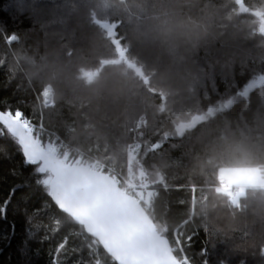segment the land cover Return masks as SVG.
<instances>
[{"label": "trees", "instance_id": "trees-1", "mask_svg": "<svg viewBox=\"0 0 264 264\" xmlns=\"http://www.w3.org/2000/svg\"><path fill=\"white\" fill-rule=\"evenodd\" d=\"M214 2L225 14L224 35L181 61L177 84L165 89L157 76L166 57L132 37L142 0H0V111L19 109L38 122L39 96L51 86L45 126L135 184L149 183L154 195L141 205L171 246L178 237L190 264H264V194L244 188L234 205L218 188L222 169L254 167H198L199 145L181 128L197 117V129L245 118L249 101L264 92L242 94L264 75V0ZM102 24L116 25L117 36ZM116 41L125 60L105 65L119 60ZM51 60L67 69L59 79L35 71ZM112 69L131 82L125 97L93 90ZM131 165L140 181L129 175ZM37 178L0 125V264H117Z\"/></svg>", "mask_w": 264, "mask_h": 264}, {"label": "clouds", "instance_id": "clouds-1", "mask_svg": "<svg viewBox=\"0 0 264 264\" xmlns=\"http://www.w3.org/2000/svg\"><path fill=\"white\" fill-rule=\"evenodd\" d=\"M140 11L143 19L133 27L132 37L154 46L166 57L157 76L165 89L177 84L181 61L224 35L225 14L214 0H142ZM35 71L56 80L67 69L51 60L37 65ZM130 88L131 82L121 69H112L93 82L98 95L125 97ZM186 131L199 145L195 158L198 167L232 165L264 172V92L249 101L247 117H222L198 129L188 126ZM253 191L264 194V187L257 185ZM261 204L264 206V201Z\"/></svg>", "mask_w": 264, "mask_h": 264}, {"label": "snow or ice", "instance_id": "snow-or-ice-1", "mask_svg": "<svg viewBox=\"0 0 264 264\" xmlns=\"http://www.w3.org/2000/svg\"><path fill=\"white\" fill-rule=\"evenodd\" d=\"M0 125L18 145L24 163L34 166L38 177L36 183L43 186L59 210L65 211L77 194L66 163L58 158L50 145L41 141L38 133L33 134V124L19 109L14 113L0 111ZM75 185L94 187L95 178L80 176ZM96 197L93 204L80 211L84 216L94 212L102 214V221L92 234L100 237L103 249L117 264H188L186 257L178 258L173 254L183 251L179 248V240L176 247L170 246L164 234L134 214L126 203L116 200L111 191L96 189ZM3 211L0 208V213ZM55 223L59 225L58 220Z\"/></svg>", "mask_w": 264, "mask_h": 264}, {"label": "water", "instance_id": "water-1", "mask_svg": "<svg viewBox=\"0 0 264 264\" xmlns=\"http://www.w3.org/2000/svg\"><path fill=\"white\" fill-rule=\"evenodd\" d=\"M103 29L107 32L109 38H113L117 36V26L116 25H108V24H102ZM115 46L117 48L118 54H119V60L114 62H107L105 65H118L121 64L126 57V52L122 50L119 42H115ZM68 171L72 178L76 195L73 198V200L69 203L68 208L65 211H61L62 213L70 216L76 224L83 227L85 233L93 238L97 243L101 246L103 249V246L101 245V239L97 235H93L92 232L97 228V226L102 221V214L100 213H93L90 216H84L83 213L80 211L85 206L91 205L95 202L97 199L96 197V189H104L111 191L115 197L116 200L126 203L130 208L132 209L133 213L137 216H140L144 218L146 221H148L157 231V228L154 224V222L149 217L145 207L141 205L136 199L132 198L131 196L123 193L115 181L104 174L90 171L89 169L81 166H69ZM92 176L95 178V185L94 187H83V186H76L75 181L80 176ZM54 203V202H53ZM158 232V231H157ZM170 243V242H169ZM171 246V244H170ZM105 252L106 250L103 249ZM108 256V254L106 252ZM174 254V253H173ZM175 255V254H174ZM111 257V256H110Z\"/></svg>", "mask_w": 264, "mask_h": 264}, {"label": "built area", "instance_id": "built-area-1", "mask_svg": "<svg viewBox=\"0 0 264 264\" xmlns=\"http://www.w3.org/2000/svg\"><path fill=\"white\" fill-rule=\"evenodd\" d=\"M52 98L53 93L52 88L50 86L44 90L41 98H39L40 108L42 109L41 106H47L51 104ZM30 122L33 124V134L36 135L38 133L41 141L46 145H50L53 151L58 156V158L65 162L66 165L85 167L90 171L98 172L108 177H111L123 193L136 199L141 204L140 192L148 191L151 188L149 183L146 182L142 185H137L133 183L125 175L115 171L106 163L79 149L78 147L70 144L61 136H59L56 132L48 129L45 126L43 119H40L38 122ZM218 188L228 191L231 196L235 197L238 195L240 189L242 190L246 187H236L230 186L228 184H222ZM183 257L185 256L183 255ZM188 264L190 263L188 262Z\"/></svg>", "mask_w": 264, "mask_h": 264}, {"label": "rangeland", "instance_id": "rangeland-1", "mask_svg": "<svg viewBox=\"0 0 264 264\" xmlns=\"http://www.w3.org/2000/svg\"><path fill=\"white\" fill-rule=\"evenodd\" d=\"M237 1L239 2L240 0H237ZM241 11L245 12L246 9L243 6H241ZM261 86H264V75L258 77L255 81H253L249 85H247L242 94L245 97H247L248 94L252 90L256 89L257 87H261ZM48 87H50V86H48ZM39 98H41V97L39 96ZM51 104L53 105V99H52ZM51 104H49L47 106H41L42 110L40 112V116H41L40 119L44 120V110H45V108L50 107ZM202 119L203 118H201V117H197L191 123H189L187 125H183L181 128L186 129L188 126H196L200 121H202ZM129 175L131 176V178L134 181H136V180L140 181L142 176H143V173L140 170L136 172L134 169V166L131 165ZM219 181L222 184H228L230 186H236V187L244 186L246 188H254L257 185H259L260 187H264V177L262 176L260 170L256 169V168H252V169H222L220 171V174H219ZM227 194L232 199L233 204L238 205L240 202V199L242 197H244L245 190L242 189L241 191H239V196H235V197L231 196L230 193H227ZM153 195H154V192L151 190H148L146 192L141 191L140 192L141 201H144L148 205V204H150ZM177 240H179L178 237H175L174 247H176V241ZM179 248L183 250L181 243H180V240H179ZM176 253L178 254V256H177L178 258H181L184 255L183 251H182L183 254L180 252H176Z\"/></svg>", "mask_w": 264, "mask_h": 264}, {"label": "crops", "instance_id": "crops-1", "mask_svg": "<svg viewBox=\"0 0 264 264\" xmlns=\"http://www.w3.org/2000/svg\"><path fill=\"white\" fill-rule=\"evenodd\" d=\"M242 187H244V186H242ZM245 190V189H244ZM239 191H241V189L239 190ZM237 196H239V193H238V195Z\"/></svg>", "mask_w": 264, "mask_h": 264}]
</instances>
